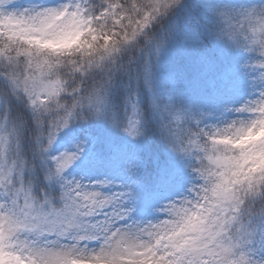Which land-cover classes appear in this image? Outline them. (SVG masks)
I'll return each mask as SVG.
<instances>
[{
    "label": "snow or ice",
    "instance_id": "1",
    "mask_svg": "<svg viewBox=\"0 0 264 264\" xmlns=\"http://www.w3.org/2000/svg\"><path fill=\"white\" fill-rule=\"evenodd\" d=\"M11 4L13 0H0V38L9 42L0 48V64H5L0 71V264H188L178 243L171 250L158 241L155 246L140 244L151 237L154 224L136 215L145 199L141 162L134 153L113 152L108 166L122 177L119 181L105 174L85 183L83 176L69 173L88 151L87 139L72 140L60 152L53 151L54 145L66 129L93 123L132 143L146 140L151 128L160 127L166 131L159 138L183 161L189 176L180 196H191L201 181L189 169L198 165L178 154L183 151L178 145L190 140L193 130L202 141L205 134L211 136L213 127L226 121L225 113L251 119L254 114L248 109L264 103V54L257 41L248 37V43L235 29L229 31L235 9H209L206 39L246 58L238 69L220 72L200 38L188 33L176 48L179 62L171 67L175 89L170 85L161 97L157 67L176 42V30L167 24L184 6L181 0H59L53 6L23 9L9 8ZM37 17H79L90 29L102 25L99 39L112 45L101 43L104 54L86 69H59L67 83L55 102L37 90L25 72L30 48L17 47L10 54L18 39L24 42L19 36L24 26ZM162 26L167 29L163 35ZM239 77L249 79L255 95L238 106L223 103L217 111L215 106L176 99L177 90L191 95ZM153 117L155 124H150ZM262 203L264 189L249 195L244 214L201 246L199 264H225L228 258L264 264ZM164 207L160 201L152 211Z\"/></svg>",
    "mask_w": 264,
    "mask_h": 264
},
{
    "label": "clouds",
    "instance_id": "2",
    "mask_svg": "<svg viewBox=\"0 0 264 264\" xmlns=\"http://www.w3.org/2000/svg\"><path fill=\"white\" fill-rule=\"evenodd\" d=\"M214 7L235 9L230 13L229 31L235 29L240 39L248 43H251L248 37L256 40L264 54V0L251 7L221 4L210 9ZM102 27L90 29L79 17L71 21L68 17L47 20L37 17L31 26H24L19 33L24 42L18 39L10 54L14 55L17 47L30 48V56L25 53L30 61L24 66L25 72L37 90L55 102L59 90L67 83L59 69H86L104 54L101 43L112 47L108 41L99 39ZM162 29L161 35L167 31L163 26ZM6 43H9L6 38H0V48ZM4 70L5 64H0V71ZM248 111L254 114L251 119L243 116L226 119L213 127L211 136L205 134L203 141L193 130L190 140L178 145L183 149L178 154L195 160L198 167L189 172H195L201 183L191 196L165 202L161 210L164 218L153 222L152 235L140 241L141 246H155L158 241L160 247L167 245L171 250L178 243L187 253L188 264H199L197 254L201 246L244 214L249 195L264 189V103L253 105ZM165 131L160 127L156 130L161 138ZM260 207L264 208V203ZM215 242L220 245L219 238ZM225 264L243 262L228 258Z\"/></svg>",
    "mask_w": 264,
    "mask_h": 264
},
{
    "label": "trees",
    "instance_id": "3",
    "mask_svg": "<svg viewBox=\"0 0 264 264\" xmlns=\"http://www.w3.org/2000/svg\"><path fill=\"white\" fill-rule=\"evenodd\" d=\"M257 2L258 0H185L184 6L176 13L173 18L168 21L167 24V27L169 29L176 30V42L171 45L169 51L161 59V62L157 67L156 88L159 95L161 97H166V91L170 86V82L172 81L171 67L179 62L176 52L177 45L188 33H193L200 38V43L203 46L204 53L215 65L218 71L223 72L224 70L229 68L238 69L239 63L246 58L247 54L241 52H233L226 46H221L214 43L210 38L206 39L208 37V25L211 23L209 9L212 6L221 4H231L237 7H251ZM245 80H247L246 83H249V85L251 86L250 94L252 93L255 95V91L251 82L249 81V79L244 77V82ZM172 85L175 89V85L173 82ZM120 87H122V85L118 84L117 88ZM211 87L197 90L191 95H186L187 99L185 103L192 105L204 104V106H206L207 104H209L208 102L205 103V101H207L208 99V90ZM183 95H185V91L177 90V101L182 100ZM211 98L216 101L217 97L214 95ZM247 99H251V97L248 96L243 100V102ZM116 100L117 102H120V97L117 96ZM192 100L195 101H193L192 103ZM143 103L147 108V93H145L143 97ZM236 115L237 114L234 113H225L224 118L229 119L235 117ZM214 119L215 118H213V121ZM149 122L150 124H155V118H151ZM101 135H103V138L96 140L97 146L93 149V152L96 153L98 157L105 158L111 154V149L118 141L120 135L109 132L103 126L101 128ZM106 144L109 145V147H105ZM138 144L139 147L136 148V153H140L142 157L145 158L144 166L146 170L144 171V174L142 176L144 183L141 185V189L144 190L149 188V182L152 183L156 179H159L161 176L163 177L164 175L167 176L171 174L168 173V170L172 169V167L168 169L170 166V162L168 160L169 158L177 156L166 149L154 128H151L149 130L148 138L144 141V143H137V145Z\"/></svg>",
    "mask_w": 264,
    "mask_h": 264
},
{
    "label": "rangeland",
    "instance_id": "4",
    "mask_svg": "<svg viewBox=\"0 0 264 264\" xmlns=\"http://www.w3.org/2000/svg\"><path fill=\"white\" fill-rule=\"evenodd\" d=\"M59 0H13V4L9 6V8H16V9H23L25 7H33L36 5H43V6H53L56 3H58ZM243 83V82H241ZM227 83H223V88L226 90H229L231 92L230 98H234L237 96L239 91L243 89V86L239 84V82L236 80L229 86H226ZM225 86V87H224ZM228 101H231V99H227ZM76 139H87V141H90V138L87 135H81L79 133L78 127H70L66 129L57 139V142L54 145V152H60L64 149L68 148L70 146V143L72 140ZM129 150L128 148L126 151ZM125 153H130L129 151ZM87 159V152L84 154L83 158L79 161L83 163L84 168L93 174L92 177L86 178L87 181L84 179L85 183H89L88 179H92L94 177H97L99 174H105L108 172H112V176L119 181L122 179L120 176H116L115 173L112 171V169L108 165H99L98 163L94 161H85ZM91 181V180H90ZM173 189V188H172ZM177 189V193L173 194L170 191H166L164 194H161L158 197L154 198H148L145 199V203L141 206V208L137 212V218L140 219H151L153 222H155L157 219L164 218V214L161 212H153L152 207L156 204H158L160 201L167 202L168 200H171L175 197L180 196L184 192V187L180 188H174ZM91 247H94V244H90Z\"/></svg>",
    "mask_w": 264,
    "mask_h": 264
}]
</instances>
